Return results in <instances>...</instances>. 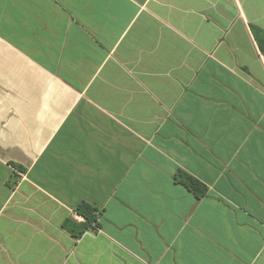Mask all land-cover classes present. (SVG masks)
Returning <instances> with one entry per match:
<instances>
[{"label": "crops", "instance_id": "0c3cea01", "mask_svg": "<svg viewBox=\"0 0 264 264\" xmlns=\"http://www.w3.org/2000/svg\"><path fill=\"white\" fill-rule=\"evenodd\" d=\"M253 26L264 0H0V264H264Z\"/></svg>", "mask_w": 264, "mask_h": 264}, {"label": "trees", "instance_id": "16d2710c", "mask_svg": "<svg viewBox=\"0 0 264 264\" xmlns=\"http://www.w3.org/2000/svg\"><path fill=\"white\" fill-rule=\"evenodd\" d=\"M253 32L255 34V37L259 43L261 50L264 52V30L257 26H253ZM182 178H183V182L187 186H189L194 192H196L199 195L203 193V187L199 182H197L196 180L192 179L187 175H184ZM77 211L79 214L83 215L87 219L88 224L96 220V214L94 208H92L87 203L80 205Z\"/></svg>", "mask_w": 264, "mask_h": 264}, {"label": "built area", "instance_id": "2783aa9c", "mask_svg": "<svg viewBox=\"0 0 264 264\" xmlns=\"http://www.w3.org/2000/svg\"><path fill=\"white\" fill-rule=\"evenodd\" d=\"M74 216L77 218V219H79V220H83L84 219V217L83 216H81V215H79V214H74Z\"/></svg>", "mask_w": 264, "mask_h": 264}]
</instances>
